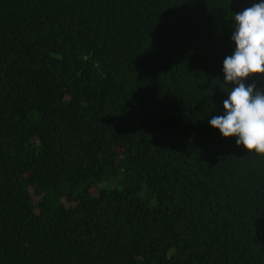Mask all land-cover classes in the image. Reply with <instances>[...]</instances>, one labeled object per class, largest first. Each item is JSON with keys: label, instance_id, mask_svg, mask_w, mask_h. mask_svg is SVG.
I'll use <instances>...</instances> for the list:
<instances>
[{"label": "trees", "instance_id": "obj_1", "mask_svg": "<svg viewBox=\"0 0 264 264\" xmlns=\"http://www.w3.org/2000/svg\"><path fill=\"white\" fill-rule=\"evenodd\" d=\"M256 2L0 0V264H264V155L209 123Z\"/></svg>", "mask_w": 264, "mask_h": 264}, {"label": "clouds", "instance_id": "obj_2", "mask_svg": "<svg viewBox=\"0 0 264 264\" xmlns=\"http://www.w3.org/2000/svg\"><path fill=\"white\" fill-rule=\"evenodd\" d=\"M233 27L236 49L223 61L224 114L209 123L248 153L264 155V0L234 13Z\"/></svg>", "mask_w": 264, "mask_h": 264}]
</instances>
